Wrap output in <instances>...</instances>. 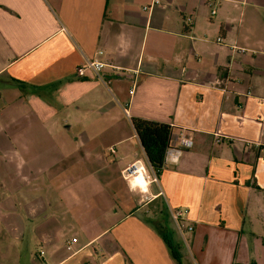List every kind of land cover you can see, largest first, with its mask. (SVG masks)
Instances as JSON below:
<instances>
[{
  "label": "crops",
  "instance_id": "1",
  "mask_svg": "<svg viewBox=\"0 0 264 264\" xmlns=\"http://www.w3.org/2000/svg\"><path fill=\"white\" fill-rule=\"evenodd\" d=\"M151 1L0 0V264H264V0Z\"/></svg>",
  "mask_w": 264,
  "mask_h": 264
},
{
  "label": "trees",
  "instance_id": "2",
  "mask_svg": "<svg viewBox=\"0 0 264 264\" xmlns=\"http://www.w3.org/2000/svg\"><path fill=\"white\" fill-rule=\"evenodd\" d=\"M131 121L151 167L157 177H160L164 168L163 163L166 151L173 142V128L165 123L140 118H132ZM162 239L172 257L178 264H182L169 232H162Z\"/></svg>",
  "mask_w": 264,
  "mask_h": 264
},
{
  "label": "built area",
  "instance_id": "3",
  "mask_svg": "<svg viewBox=\"0 0 264 264\" xmlns=\"http://www.w3.org/2000/svg\"><path fill=\"white\" fill-rule=\"evenodd\" d=\"M160 4L159 0H152L147 6L144 7V10H151L153 7H156ZM212 4V3H211ZM215 12L213 11V14ZM187 23L190 24L191 19L188 18ZM218 41H221V38L218 39ZM103 52L100 51L99 54H102ZM106 66L103 62L93 60V61H88L82 64L79 69L78 73L83 75L87 72L92 71L97 77H99L102 81L103 78L100 75L102 72V69ZM182 143L184 147H191L192 146V141L189 140L188 138H184L182 140ZM113 152V150L111 149ZM184 150L183 148H176V147H169L166 151L165 157H164V166L168 164H177L183 154ZM124 175L127 179L135 178L139 175L146 176V166L143 160L141 159H136L132 163L127 166V168L124 170ZM173 218L178 222L179 227L181 230L185 228V226L182 225L181 219H182V213L180 211H174L173 212ZM188 231L192 230V227L187 228Z\"/></svg>",
  "mask_w": 264,
  "mask_h": 264
},
{
  "label": "rangeland",
  "instance_id": "4",
  "mask_svg": "<svg viewBox=\"0 0 264 264\" xmlns=\"http://www.w3.org/2000/svg\"><path fill=\"white\" fill-rule=\"evenodd\" d=\"M163 226L175 238L174 239L175 246H176L177 250H179V252H181V254L183 256L184 264H187L185 256L183 255V253H186L188 250V246H187L186 242L181 237H178L177 234L175 235V232L173 231V229L171 228L169 223L163 224Z\"/></svg>",
  "mask_w": 264,
  "mask_h": 264
},
{
  "label": "bare ground",
  "instance_id": "5",
  "mask_svg": "<svg viewBox=\"0 0 264 264\" xmlns=\"http://www.w3.org/2000/svg\"><path fill=\"white\" fill-rule=\"evenodd\" d=\"M143 176V175H142ZM142 184H144V181H143V179H142V177H139V179H138ZM136 181H137V179H136ZM140 184V183H139ZM145 185V184H144ZM143 186V185H142Z\"/></svg>",
  "mask_w": 264,
  "mask_h": 264
},
{
  "label": "water",
  "instance_id": "6",
  "mask_svg": "<svg viewBox=\"0 0 264 264\" xmlns=\"http://www.w3.org/2000/svg\"><path fill=\"white\" fill-rule=\"evenodd\" d=\"M138 136V135H137ZM141 142V141H140ZM141 145H142V143H141ZM143 147V146H142ZM148 160V159H147ZM149 162V161H148ZM150 164V163H149Z\"/></svg>",
  "mask_w": 264,
  "mask_h": 264
}]
</instances>
